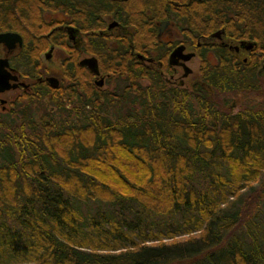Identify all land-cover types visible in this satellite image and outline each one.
<instances>
[{
	"label": "trees",
	"instance_id": "16d2710c",
	"mask_svg": "<svg viewBox=\"0 0 264 264\" xmlns=\"http://www.w3.org/2000/svg\"><path fill=\"white\" fill-rule=\"evenodd\" d=\"M42 10L70 1L0 0V30L34 33ZM204 11L253 55L206 64L188 96L151 84L87 110V84L69 107L56 94L74 84L57 85L46 121L0 112V264H264V105L232 111L243 93L264 99V0Z\"/></svg>",
	"mask_w": 264,
	"mask_h": 264
},
{
	"label": "flooded vegetation",
	"instance_id": "af4514ba",
	"mask_svg": "<svg viewBox=\"0 0 264 264\" xmlns=\"http://www.w3.org/2000/svg\"><path fill=\"white\" fill-rule=\"evenodd\" d=\"M69 1V12L42 10L41 26L34 33L28 28L29 35L0 30L19 39L0 42V63L9 85L0 90V112L30 105L36 120L46 121L45 111L56 109L46 92L57 85L74 84L69 98L65 89L56 94L69 107L84 104L78 95L87 84V110L96 102L103 104V93H139L151 84L155 91L177 89L188 96L192 87L204 83L206 64L218 65L219 56L228 55L244 64L253 55L224 27L205 26L204 0ZM51 21L56 23L46 32L44 25ZM259 68L264 69V61Z\"/></svg>",
	"mask_w": 264,
	"mask_h": 264
},
{
	"label": "rangeland",
	"instance_id": "374dc122",
	"mask_svg": "<svg viewBox=\"0 0 264 264\" xmlns=\"http://www.w3.org/2000/svg\"><path fill=\"white\" fill-rule=\"evenodd\" d=\"M218 95H219V97L226 98L227 103H230L232 101V99H234L236 97L234 92H227L225 94H222V96H221V94H218ZM242 96L243 97L241 98L240 102L236 103V105H234V107L232 108L233 112H236L237 110L242 109L245 106H253V107H255V106H259V105H264L263 97L259 96L258 94L254 93L252 91L243 93ZM196 176H197L198 181H199V183L201 185L202 184V178L200 177V174L196 175ZM84 209L93 210L94 207H93L92 204H88V206L84 207ZM176 237H177V239H182L181 235H177Z\"/></svg>",
	"mask_w": 264,
	"mask_h": 264
},
{
	"label": "water",
	"instance_id": "95a60500",
	"mask_svg": "<svg viewBox=\"0 0 264 264\" xmlns=\"http://www.w3.org/2000/svg\"><path fill=\"white\" fill-rule=\"evenodd\" d=\"M7 38L19 40L18 35L16 33H11V32L0 33V42L5 43ZM243 43L245 44L246 47H251L250 43H246V42H243ZM2 63L3 62L0 63V90L6 89L7 87H9V85L6 84V82H5V78H6L5 76H7V73H6L5 69H3ZM48 81L50 83H54L55 79L54 78H48Z\"/></svg>",
	"mask_w": 264,
	"mask_h": 264
}]
</instances>
